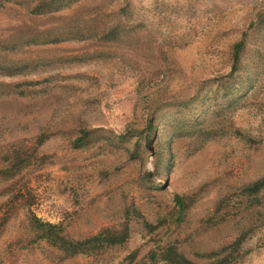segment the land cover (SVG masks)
Segmentation results:
<instances>
[{
    "label": "rangeland",
    "instance_id": "374dc122",
    "mask_svg": "<svg viewBox=\"0 0 264 264\" xmlns=\"http://www.w3.org/2000/svg\"><path fill=\"white\" fill-rule=\"evenodd\" d=\"M69 1L43 16L26 0L0 9V169L15 147L44 157L0 178V264H152L171 245L202 264L240 238L225 264H264V195L243 194L264 177V0ZM120 24L130 29L124 42H104L101 31ZM50 34L86 40L27 44ZM242 41L227 110L219 88L237 77ZM15 67L21 74L10 76ZM196 116L211 122L209 135L173 137L171 124ZM86 129L106 137L78 149ZM33 217L77 240L106 230L129 238L68 258L37 239Z\"/></svg>",
    "mask_w": 264,
    "mask_h": 264
},
{
    "label": "trees",
    "instance_id": "16d2710c",
    "mask_svg": "<svg viewBox=\"0 0 264 264\" xmlns=\"http://www.w3.org/2000/svg\"><path fill=\"white\" fill-rule=\"evenodd\" d=\"M22 1L25 0H0V9L5 6L6 3H15V4H21L24 6V3ZM27 5L26 8L33 14L34 16H43L47 14H54L63 12L67 9L71 8V1L69 0H26ZM264 24V20L261 22L259 21L258 25ZM255 26V25H253ZM257 26V25H256ZM124 24H120L113 29H109L108 27L104 28L101 33L105 34V37L103 39L104 42L107 43H115V44H122L124 42V36L127 35L129 32ZM108 30V31H107ZM73 31H71L72 34ZM80 29L78 30L77 34H80ZM83 35V34H81ZM77 35L76 37L71 36V39L69 38H62L58 37L56 39L51 40L54 35L50 34V37H47V39H39L35 37L34 39H30L27 44H39V45H47V44H58L64 40H77V41H83L86 40V37ZM79 36V38H78ZM247 35H245L244 38H246ZM247 42H240L236 44L234 48L233 53V68H232V74L237 73V77L233 78L229 76V80L226 82L225 85H222V87L219 88L221 92L226 91L224 97L227 98L226 104H227V110H230L234 108V103L237 101L235 99L237 93H238V83L241 82L242 76H239L238 73L241 72L243 69V53L245 50ZM11 72L10 76H15L21 74V71H18V67L9 69ZM199 100L198 97L190 100V102H185L183 105H180L178 107H188L192 104H195ZM225 109H216L213 112V119L211 121H215L216 118L221 116L224 113ZM191 112V111H189ZM154 122L155 120L151 119L148 125V132H153V136H157V133H155L154 128ZM173 130L178 132V134L173 133V137L175 138H187L190 137L191 139H198L200 137H204L206 135H209L213 130L211 128V122L209 125H207V122L202 118L194 117L193 119H183L182 117L180 119H177L175 123H173ZM102 130H91L86 129L82 131L76 141L74 142L78 149L86 148L91 141L96 137L104 138L105 135H96ZM47 136H41L39 137L37 141L36 149L41 148L47 141ZM107 141L110 142H117V140L114 138V136L107 137ZM15 153L14 156H12V151L10 157L6 159L7 165L4 168L0 169V178L9 179L13 178L15 176V173L19 170L26 169L30 164L32 163V158L34 157L36 160L42 159L44 160V157L40 158L37 153H34V155L31 157L29 150H22L15 147ZM243 194L247 199H258L260 196L264 195V177L245 186L243 188ZM176 202L179 206L184 207V199L180 196L176 198ZM261 204V203H259ZM32 227L35 229V233L37 234V239L41 241H46L53 247L57 248L61 253H64L66 257L75 258L80 255H88L92 254L95 251L99 249L104 248H113L117 246L124 245L128 238L129 233L128 230H106L99 235L84 239V240H77L75 239L72 234H68L64 227L60 224H51V223H45L41 221L37 217H33L31 221ZM245 238H240L237 241H235L232 245H229L227 247H223L220 250L212 251L208 253L205 258L206 261L202 264H225L230 256V250L232 246L241 247L243 244ZM150 258L152 259V264H156L158 262H165L167 264H197L195 262H192L189 260L175 245H171L166 249H163L159 253H153L151 254Z\"/></svg>",
    "mask_w": 264,
    "mask_h": 264
}]
</instances>
